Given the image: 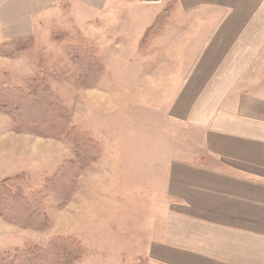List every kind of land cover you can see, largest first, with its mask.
I'll return each mask as SVG.
<instances>
[{
	"label": "crops",
	"instance_id": "obj_1",
	"mask_svg": "<svg viewBox=\"0 0 264 264\" xmlns=\"http://www.w3.org/2000/svg\"><path fill=\"white\" fill-rule=\"evenodd\" d=\"M173 2L168 24L141 49ZM55 25L78 28L102 60L92 91L111 121H91L101 110L85 117L100 160L122 170L156 150L151 158L161 162L163 187L139 203L145 217L132 218L125 234L138 249H125L149 264H264V0H0V44ZM20 57L0 56L10 84L32 71ZM72 152L7 129L0 178L40 177Z\"/></svg>",
	"mask_w": 264,
	"mask_h": 264
},
{
	"label": "rangeland",
	"instance_id": "obj_2",
	"mask_svg": "<svg viewBox=\"0 0 264 264\" xmlns=\"http://www.w3.org/2000/svg\"><path fill=\"white\" fill-rule=\"evenodd\" d=\"M64 22L69 23L66 20ZM31 37V47L9 59H16L24 54L22 56L23 60L32 71L22 80L15 81L16 83L13 84L9 83L7 73L0 71V82L7 87L24 85V81L27 78H32L38 71L44 70L47 73L46 79L50 90L67 108L69 128L79 129L96 139V131L94 132V130L87 128L85 117L93 114L96 110H101V112L91 118V121L99 126L104 121V115H107L102 111V109L105 110L103 106L98 107L101 103L98 101L96 94L94 95L95 91H92L98 88L99 80L91 86H85L67 79L68 75L65 74L64 69L68 73L69 70H74L71 51L73 45L80 42L93 46L95 49L97 47L93 42L84 38L82 32L78 28L72 27V25H55L44 27L41 30L39 28L36 36ZM0 56L5 57L1 54ZM56 69L58 70L57 76L54 77L52 72ZM26 73H28V70ZM58 76L60 77L59 79L57 78ZM111 76L113 77V75ZM105 83H110L109 88H113L116 85L114 79ZM122 116L113 114L111 118L112 121L116 120L119 123L125 121ZM108 117L107 115L105 123L111 121ZM112 127L114 129V125ZM7 129L9 134L16 133L11 129L10 120L0 114V140ZM116 133L121 135L119 128H117ZM16 134L28 135L38 139L56 140L64 143L70 150L72 149L73 152L69 158L61 159L58 165L55 166L56 168H51L52 171L40 177L32 178L27 174L19 173L0 178V182L8 180L7 184L9 187L14 190L19 189L20 192L27 196L37 192L42 193L45 191L47 193L51 180L64 167L63 164L66 161H75V146L74 141L70 138V133L49 138L29 132ZM108 136H111L112 139L115 138L114 130H109ZM33 148L39 151L42 150V152H55V150H50L49 147L45 146H33ZM66 151L69 152L68 150ZM144 153V157H140V159L125 160L127 168L122 170L115 169L113 165L107 166L109 162L113 161L100 160L102 154L89 167L85 169L75 168L69 174L71 176H68L76 182V190L70 201L61 205L55 202L54 197L50 196L44 202L45 217L48 220V225L45 229H26L0 219L5 222H0V253L13 254L18 249L25 250L30 246L45 247L55 237L76 236L85 246L87 254L72 264H149L146 258L138 256L139 254L130 253L125 249V247L130 250L138 249L128 245L129 241L126 239L131 238V236L127 238L125 234L130 227L132 218L135 219V222H138V219L145 217V209L140 208L139 203L141 204L142 200L152 190L162 188L164 182V175L160 172L161 162L151 158V156H157L156 150L153 151V154L145 151ZM89 169H92V171L88 172L87 170ZM88 183L90 185L94 184L95 187L100 185L101 190H93V185L88 188ZM114 186H119L117 187L119 188L117 192L113 190L116 188ZM109 188L111 190H107ZM114 200H119L125 204H137V206L126 209L120 205L115 208L113 205ZM134 235L140 234H132V236ZM132 241L135 244H139L134 238H132Z\"/></svg>",
	"mask_w": 264,
	"mask_h": 264
},
{
	"label": "trees",
	"instance_id": "obj_3",
	"mask_svg": "<svg viewBox=\"0 0 264 264\" xmlns=\"http://www.w3.org/2000/svg\"><path fill=\"white\" fill-rule=\"evenodd\" d=\"M175 9L176 2H173L159 15L146 32L141 49L145 48L153 35L161 33ZM31 45V36L15 38L0 44V54L14 58ZM71 51L74 70H69L68 73L62 68L68 75L66 78L85 86L97 83L103 72L98 50L78 42L72 46ZM57 71L53 70L54 77L57 76ZM46 77L47 73L40 70L32 78H27L24 85L7 87L0 82V113L9 117L14 132H29L44 138L70 133V138L74 141L75 161H66L63 164L64 167L51 180L47 193L37 192L27 196L19 189L9 187L8 180L0 182V219L33 230H42L48 225L44 212L47 197H54L58 204H67L76 190V182L68 177L71 176L69 174L75 168L89 167L102 154V147L97 139L79 129L69 128L67 108L50 90ZM86 254V248L78 237L59 236L53 238L45 247L30 246L25 250L18 249L13 254L0 253V264H72Z\"/></svg>",
	"mask_w": 264,
	"mask_h": 264
}]
</instances>
